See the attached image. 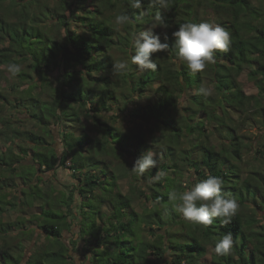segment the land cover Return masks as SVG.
<instances>
[{
	"label": "trees",
	"instance_id": "trees-1",
	"mask_svg": "<svg viewBox=\"0 0 264 264\" xmlns=\"http://www.w3.org/2000/svg\"><path fill=\"white\" fill-rule=\"evenodd\" d=\"M259 5L142 0L137 10L128 0H0V264H67L62 232L73 225L84 244L75 250L90 264H264V144L246 159L252 148L240 134L252 111L264 114V0ZM157 12L168 28L154 32L162 40L166 32L170 46L180 23L208 20L230 32L229 50L197 74L171 50L154 53L157 69L141 75L131 38ZM117 14L131 23L116 25ZM121 61L128 70L112 74ZM9 62L21 66L15 76ZM247 69L257 95L238 81ZM148 150L161 153L158 167L133 174L132 162ZM57 166L76 181L69 192L44 189L43 174ZM158 170L165 177L146 183ZM208 174L222 177V190L239 203L229 225H193L169 200L170 190ZM13 212L21 216L11 221ZM21 229L45 238L25 261L22 243L10 241ZM227 232L234 246L218 255L215 238Z\"/></svg>",
	"mask_w": 264,
	"mask_h": 264
},
{
	"label": "clouds",
	"instance_id": "clouds-1",
	"mask_svg": "<svg viewBox=\"0 0 264 264\" xmlns=\"http://www.w3.org/2000/svg\"><path fill=\"white\" fill-rule=\"evenodd\" d=\"M159 4L165 6L166 0H153V7ZM128 6L132 9H141L142 0H128ZM152 24L146 31L134 34L131 38V63L137 65V71L142 75L144 70L155 71L157 63L153 54L165 50L174 53L175 60L189 70L192 74L203 72L210 64L216 63L217 52H227L231 44L230 32L214 21L202 20L200 22L186 21L180 23L176 31L172 33L173 43H167L168 36L154 32L155 29L166 30L168 25L164 22L159 12L152 18ZM114 23L118 26L131 23L125 14H117ZM128 63L121 61L114 63V75H121L128 70ZM7 72L15 76L21 71L17 63L9 62L6 65ZM199 94L208 95L207 89L201 87ZM161 162V156L148 150L142 152L131 164L130 171L133 174L143 176L150 169H156ZM163 170H158L155 175L147 178L146 183L159 182L165 177ZM224 180L220 176L208 174L185 191L170 190L169 200L173 209L180 217L193 225L207 227L220 219L222 226L229 225L237 214L239 203L234 195L223 191ZM234 238L231 232L223 233L215 238L213 251L218 255H227L234 246Z\"/></svg>",
	"mask_w": 264,
	"mask_h": 264
},
{
	"label": "rangeland",
	"instance_id": "rangeland-1",
	"mask_svg": "<svg viewBox=\"0 0 264 264\" xmlns=\"http://www.w3.org/2000/svg\"><path fill=\"white\" fill-rule=\"evenodd\" d=\"M251 1L253 5H255L256 7L260 6L259 5L260 0H251ZM248 73H249L248 69L244 70L238 77V81L240 82L242 89L246 95H257L259 91L257 88V83L249 78ZM53 75H57V71H55ZM135 103L142 104L143 101L136 100ZM111 114L113 113L110 112L108 115ZM253 114L254 112L252 111L250 113L252 117V121L249 120L248 123L245 126H242L240 129V134L244 136L245 141L251 144L252 150H250V152L246 153V155L244 156V158L249 160H253V158L257 156L255 149L260 148V146L264 144V114H262L261 112L256 113L255 116ZM129 125L131 126L132 124L130 122H126L122 125V127L125 129V127H129ZM156 135L157 134H154V137ZM147 140L149 141L150 138H148ZM57 148L59 154H61V145L59 144ZM158 154L160 155L161 153L158 152ZM43 176L47 182V185L44 187V189H46L47 191H49L51 189L50 187H52L55 191L65 190L66 192H69L72 189L74 182H76L69 170L61 168L59 166H57L52 171H47L46 173L43 174ZM191 186L192 183L191 184L187 183L186 190ZM127 187L128 185L125 180L121 183V188L123 193H126L128 191ZM139 210L140 208H138V211ZM20 216L21 215L19 214V212H13L12 214H10L11 218L9 219L13 221ZM25 225L27 228L34 227L33 224H31V222H27ZM77 231H78V227L73 225L70 227V229L64 230L62 232L63 235L62 240L69 246L70 248L69 254L72 259L71 261H68L67 264H90L87 261V256L83 252H77V250H75L77 249V247L80 249L84 247L83 242L78 239V235L76 234ZM26 233H28V235H26ZM10 238H11L10 241H13L14 245L15 243L18 242L22 243V247H23L22 251L25 256L24 261L30 256V253L34 250L33 248L35 246L39 247L45 244V238L43 236H40L39 231L33 234L32 232H26L25 229H21V231L19 230L13 232ZM147 238L153 239V236H151V234L149 233L147 234ZM166 258L168 259L169 256H166ZM208 258L209 257H207L206 259Z\"/></svg>",
	"mask_w": 264,
	"mask_h": 264
}]
</instances>
